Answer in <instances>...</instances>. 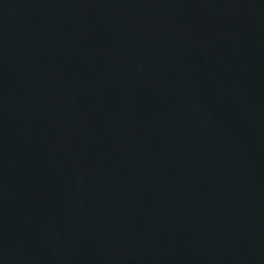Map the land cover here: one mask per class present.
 Here are the masks:
<instances>
[{
  "label": "water",
  "instance_id": "1",
  "mask_svg": "<svg viewBox=\"0 0 264 264\" xmlns=\"http://www.w3.org/2000/svg\"><path fill=\"white\" fill-rule=\"evenodd\" d=\"M0 264H264V0H0Z\"/></svg>",
  "mask_w": 264,
  "mask_h": 264
}]
</instances>
